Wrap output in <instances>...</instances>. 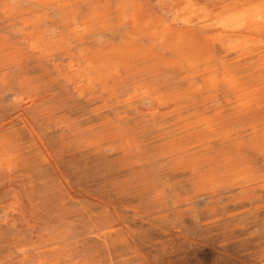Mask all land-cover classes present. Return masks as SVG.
Returning <instances> with one entry per match:
<instances>
[{
  "label": "rangeland",
  "instance_id": "374dc122",
  "mask_svg": "<svg viewBox=\"0 0 264 264\" xmlns=\"http://www.w3.org/2000/svg\"><path fill=\"white\" fill-rule=\"evenodd\" d=\"M87 1L0 0V264H264L262 112L121 52L120 8L175 32L174 0Z\"/></svg>",
  "mask_w": 264,
  "mask_h": 264
},
{
  "label": "bare ground",
  "instance_id": "6f19581e",
  "mask_svg": "<svg viewBox=\"0 0 264 264\" xmlns=\"http://www.w3.org/2000/svg\"><path fill=\"white\" fill-rule=\"evenodd\" d=\"M59 1L60 0H48V2L51 4H56ZM96 1H94V2H96ZM205 1L208 3V5L207 6L202 5V7L201 6L197 7V5L195 6V5L191 4L190 0H174L173 1V7L175 8V11L177 13V17H179V20H180L179 22L184 27V29L177 30L175 32H173L167 26L165 27L160 22L151 21L149 19L150 16L148 17V16H146L147 14L146 15L144 14V12H143L144 9H142V7L140 6L139 3H133L129 6H124L122 8H120L121 7L120 6L118 13L123 18V24L127 25L129 30H130L129 39H128L129 46L125 47V45H124V48H122L121 52H123L125 54L133 53L137 56L144 55V57L147 60H157V61L159 60V61H161L165 64H168L170 66L178 67L181 72L186 74L184 77L185 81H187L186 84H188L192 81L194 82L195 80H200L201 82H209L210 83L209 90H210L211 94L215 93V92L217 93L218 88L220 86H227L234 94H236L238 96V98H240V100L241 99H247V102L245 104H243L247 113L251 114L254 112L255 114H258V113L262 112L263 120H264V0H205ZM184 3H186L185 6L190 10L189 15H187V16L183 14L184 8L181 9V6H184L183 5ZM211 3L213 4L212 6H210ZM106 4H107V2H106ZM108 6H109V4H108ZM83 8H85V7H83ZM109 9H111V8H109ZM113 9L115 10V8H113ZM34 10L36 11V9H34ZM115 11H117V10H115ZM14 12H15V10H14ZM73 13H74V10H73ZM73 13H71V14H73ZM75 13H76V11H75ZM79 14H81V13H79ZM109 14H110V12L107 10L105 12H102V13H96L95 12V14L90 15L88 18H86V16H87L86 15L85 16L86 19H84L81 22L84 25L92 23V25L90 27V28H92L94 26V24H96L97 22H100L102 19L104 20V18L110 17ZM71 16H73V15H71ZM74 16H75V14H74ZM79 16H81V15H79ZM63 17H65V16H63ZM81 18H79V19H81ZM155 18H154V20H155ZM69 21H71V20H69ZM106 21H108V19ZM121 21H122V19H121ZM26 22H28V21H26ZM193 23H195V24H193ZM103 24L104 23H102V25ZM98 25H99V23H98ZM115 26H117V25H115ZM193 27H198L200 30H204V31H209L212 29V30H215L217 32V34L214 37L204 36L202 34L195 32V31L192 32L191 28H193ZM94 28H96V27H94ZM104 28H106V27H104ZM76 29H77V27H76ZM102 29H103V27H102ZM92 30H93V28H92ZM81 33H83V31ZM100 33H102V32H100ZM93 35H94V33H93ZM78 37H77V39H78ZM80 37H82V35ZM145 40L149 42L148 45L143 44V42ZM41 43H43V42H41ZM100 44H101V42H100ZM37 46H38V44H37ZM111 47H112V45H111ZM91 48H93V47H91ZM100 48H101V46H100ZM95 49H97V48H95ZM110 49H113V48H109V50ZM158 49H162V50H169L170 49V50H172L173 60L167 61V59H163V57H160V55L157 53ZM217 49H220L221 51L226 52V55L224 54L225 57L220 61L219 64L216 62L217 59L215 56ZM116 51H118V50H116ZM236 55H239L237 60L236 59L235 60L234 59L233 60H226V58L234 57ZM236 58H237V56H236ZM168 60H170V59H168ZM133 61H134V59H133ZM135 62L137 64V61H135ZM241 64H246V66L243 70H242V68L241 69L239 68L240 67L239 65H241ZM149 66H147V67H149ZM171 68H173V67H171ZM95 69L96 68H94V70ZM241 70L242 71L245 70L246 72H248V75L243 76L241 74V72H242ZM95 71L100 72V70H95ZM180 82L181 81H179V83ZM197 88L198 87H196V89ZM194 92H198V91H194ZM192 95H195V94H192ZM185 96H187V95H185ZM159 103H160V101H159ZM237 105H239V104H237ZM186 106H188V105H186ZM193 106H195V105H193ZM188 110H190V109H187V111ZM178 111H179V109H178ZM189 112L190 111H188V113ZM216 117H218V116H216ZM249 118H251V117H249ZM236 119H237V116H236ZM247 119H248V117H247ZM248 127H250V126H248ZM260 127L262 129V132L264 133V122L261 124ZM207 128L210 129L212 133L218 131L219 130V124L217 123V120H213V119L210 120L207 124ZM238 128H240V127H238ZM221 129H223V128H221ZM242 129H243V127H242ZM205 131H206V129H205ZM238 131H239V129H238ZM241 131H243V130H241ZM239 135H241V134H239ZM235 140H237V139H235ZM242 140H245V139H242ZM243 143H246V142H243ZM240 148H242V147H240ZM235 149H236V147H235ZM258 150H260V149H258ZM240 151H241V149H240ZM240 156H238V159ZM263 156H264V154H263ZM236 161H239V160H236ZM242 162H243V160H242Z\"/></svg>",
  "mask_w": 264,
  "mask_h": 264
}]
</instances>
